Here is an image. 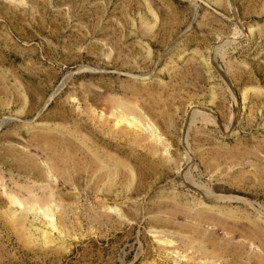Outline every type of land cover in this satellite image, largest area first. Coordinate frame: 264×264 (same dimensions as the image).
Masks as SVG:
<instances>
[{
	"label": "rangeland",
	"instance_id": "obj_1",
	"mask_svg": "<svg viewBox=\"0 0 264 264\" xmlns=\"http://www.w3.org/2000/svg\"><path fill=\"white\" fill-rule=\"evenodd\" d=\"M100 107L181 168L73 181ZM261 238L264 0H0V264H264Z\"/></svg>",
	"mask_w": 264,
	"mask_h": 264
},
{
	"label": "bare ground",
	"instance_id": "obj_2",
	"mask_svg": "<svg viewBox=\"0 0 264 264\" xmlns=\"http://www.w3.org/2000/svg\"><path fill=\"white\" fill-rule=\"evenodd\" d=\"M97 103H99V102H97ZM103 109L101 108V110H100V113L98 116L97 127L95 130H93V131H95L94 134L97 138L98 143L101 145V148H99L100 150L97 149V150H99L97 152L93 151L94 155H95L94 157H92L93 159L91 157H88L86 152H84V151L81 152L82 150H80V153H79L78 152L79 148L76 149V151L81 156V158H80V156L78 158L82 159L84 161L83 163H85V165H82L83 167L80 170H77V169H76L77 171L75 170L76 173L75 174L73 173V176H72L73 181L78 182L83 177L85 179H86V177H89V179H91L90 177H92V175L94 176V174H96V176H94V182L96 183V185L101 184V183L103 184V185H101L102 187H101L100 191L96 190L97 193L101 192V194L103 196H109L117 189V186H116L117 184H119V183L121 184L122 182L128 180V178H130V176L132 177V181H133L134 180L133 179L134 173H135V184L133 185L134 187L132 186V183L129 184L130 186L133 187V189L130 190V188H129L127 190L126 188H121V191L128 192V193L129 192L130 193H134V192L140 193V191L145 190L147 187H154V186L158 185V183L162 181L163 177L166 175H169L173 169H176V171H178L181 168V167H179L178 163H176L173 160H169L167 158L162 159L159 156L156 157V153L159 151L158 147L156 146V144L155 145L149 144L150 141H149V143L144 142L145 138L143 135H140V133L138 135L136 134V136L134 135V137L132 136V132H131L132 127H138V123H137L138 119H134V118L129 119L126 115H123V114L116 115L113 112H104ZM121 113H123V112H121ZM108 116L114 117L112 124L109 123L110 120H109ZM137 117H138V115H137ZM34 124H35V122H34ZM151 135L153 136V139H151V141H154L155 143H157L158 139L155 137V134H151ZM131 136L133 138H131ZM130 141L133 142L132 143L133 145L129 144ZM81 149H82V147H81ZM105 150H107V151H105ZM108 150H114L120 155H127V156L130 155V159L134 162V165L135 166L138 165L135 168L137 171L135 169H133V170L128 169V168H126L125 165L120 167L121 161H120V164H118L117 163L118 159L112 157V155H110L108 153ZM75 153H74V155L76 156ZM78 153H77V155H78ZM94 160H97V161H94ZM2 161L3 160H1V163H3ZM185 161H189V163L191 162V157L188 154L186 156ZM112 163H115V166L110 168L111 167L110 164H112ZM6 164H7V162H6ZM32 168L33 167H31L29 169H32ZM33 170H34V168H33ZM134 170L136 172H134ZM189 174H190L189 170H186L184 172L183 181L181 183H183V184L185 183V186L193 185V183H194V179H192V177ZM154 176H156L154 178V182L153 181L150 182V179ZM88 180H86V181H88ZM105 180H107V181H105ZM193 187H195V186H193ZM206 193L208 194V196L211 194L208 191ZM203 195H205V194L203 193ZM211 195H212V198L213 197H219L218 195H213V194H211ZM95 198L98 199V197H95ZM50 202H51V200L49 202H45L46 205L49 203L47 206L45 205L46 206L45 209L48 210L47 212H50L49 211ZM102 208H103V206H102ZM114 212H116V211H114ZM194 215L193 216L189 215L188 217H192L195 219L196 216L194 217ZM215 217H216V215H215ZM202 219L203 218L201 217V215L197 217V221L199 222V224L203 221ZM51 224H53V223H51ZM192 232L198 234L199 236L202 235V242H203V248L204 249L207 248V246L210 243L212 244V237L207 236L208 234L205 235L203 232H201V231L199 232V230H197V228H194ZM261 239H264V238H261ZM165 242H166V240H165ZM167 242H171V241H167ZM204 252H206V251H204Z\"/></svg>",
	"mask_w": 264,
	"mask_h": 264
}]
</instances>
